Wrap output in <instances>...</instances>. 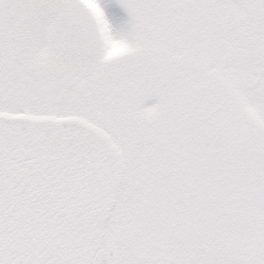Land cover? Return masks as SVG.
I'll list each match as a JSON object with an SVG mask.
<instances>
[{
  "label": "snow or ice",
  "instance_id": "1",
  "mask_svg": "<svg viewBox=\"0 0 264 264\" xmlns=\"http://www.w3.org/2000/svg\"><path fill=\"white\" fill-rule=\"evenodd\" d=\"M0 264H264V0H0Z\"/></svg>",
  "mask_w": 264,
  "mask_h": 264
}]
</instances>
